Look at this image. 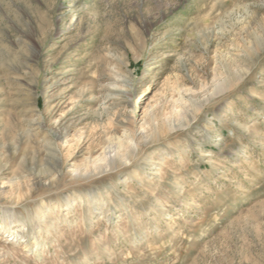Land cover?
I'll use <instances>...</instances> for the list:
<instances>
[{"label": "rangeland", "instance_id": "obj_1", "mask_svg": "<svg viewBox=\"0 0 264 264\" xmlns=\"http://www.w3.org/2000/svg\"><path fill=\"white\" fill-rule=\"evenodd\" d=\"M149 105L158 120L186 107L188 126L127 168L71 175L102 124ZM48 140L66 145L61 175L38 183ZM92 189L87 207L63 205ZM41 200L32 230L0 232V264H264V0H0V206Z\"/></svg>", "mask_w": 264, "mask_h": 264}, {"label": "bare ground", "instance_id": "obj_2", "mask_svg": "<svg viewBox=\"0 0 264 264\" xmlns=\"http://www.w3.org/2000/svg\"><path fill=\"white\" fill-rule=\"evenodd\" d=\"M240 80H241V77L238 76L233 79H228V80L221 81L220 83H218L215 89L213 90V92L206 95L200 103L196 104L197 109L202 110L204 106L210 100H212L215 96H218L223 91L229 89L230 87H232L234 82H238ZM181 97L182 96L178 98L180 101H181ZM154 107H155L154 105H149L143 112L142 120L136 124L134 123L133 120L122 122L120 124L121 127L117 126L119 125V123L114 124L116 126L102 124L101 132L103 134V137H102V141L100 143V148L98 152L96 153L89 152L81 163H78L76 161L71 162V164L69 165V170H70L71 175L87 177V176H92V175H96L99 173L107 172L109 170L127 168L129 164H132L133 161L137 157H139L140 151L142 150L141 145L143 143H148L147 142L148 140L152 139L155 136H158L160 133H163L167 130L170 131V130L177 129L180 127L184 128L188 126V122H187L188 114L186 113V107H184V109L180 108L176 110V113L173 118L162 119V120H158L156 117H154V114H153ZM64 134L65 133H63L61 137L59 135L58 139H61ZM119 134H121V136ZM48 142L51 148L47 150V158H49L51 162L48 164L49 165L48 167H45L44 171L47 173L49 172V174L45 177L35 176L34 179L37 180L38 183L41 182L39 179H45V178H47L50 182H52L53 180L55 181L61 175V172H60L61 170L59 168L61 167V163H62L61 162L62 149L66 145L62 141L61 143L60 142L56 143V142H52L48 140ZM69 148H68L69 150L67 151V156H71L72 158H74V156L76 155L75 154V149H76L75 144H70ZM203 155H206L205 151H203ZM151 161H152V158L150 157L146 158L145 164H149ZM9 182L11 184L14 183L12 182V180H9ZM42 184L45 185L44 183ZM96 192L97 191H94V189H92L90 191H82V192L75 191L69 195L68 194L64 195L62 197L63 200L65 201L63 205L66 206V208H69L70 205L72 206L78 202H84L80 204L84 207L85 206L87 207L88 201L87 200L84 201V199L89 198L93 194H96ZM61 207H62V204L59 205L57 208L60 210ZM101 207H103L104 209L105 208L107 209L109 205H106L105 207L103 205L102 206L97 205L95 207H92L93 210L91 211L94 212L96 210L103 209ZM49 208H50V202H47L46 200H41V205L38 207V209L34 213L32 212L25 213L22 211V208L21 209L13 208L11 210V209H5L2 206H0V232H2L3 234L8 233L10 235V233L12 232V229L20 227L22 225H25V228H27L26 230L28 232L34 228V224L30 222L31 221L30 219H33V218L37 219L39 217H42L46 213L47 209ZM7 211L14 212V214L23 212L20 214L24 218L23 223L18 224L16 226H12V223H14L15 220L11 218L3 217V214H5ZM18 220L19 219H17V221ZM48 220H49V217L48 216L45 217L44 223L50 224ZM59 230H60V227H58L57 229H54L53 231L58 232ZM121 232L122 230L121 228H119L116 233L117 239L119 238ZM22 238H24V236H22ZM16 241H18V239L14 241V244H16ZM44 245L45 244L40 242L38 238L36 237L34 241V247L36 248V250L42 248Z\"/></svg>", "mask_w": 264, "mask_h": 264}]
</instances>
